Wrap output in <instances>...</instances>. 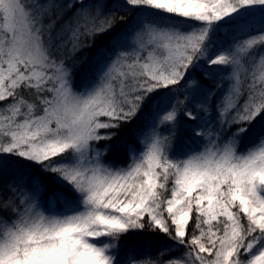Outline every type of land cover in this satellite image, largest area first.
Returning a JSON list of instances; mask_svg holds the SVG:
<instances>
[{
  "label": "snow or ice",
  "instance_id": "1",
  "mask_svg": "<svg viewBox=\"0 0 264 264\" xmlns=\"http://www.w3.org/2000/svg\"><path fill=\"white\" fill-rule=\"evenodd\" d=\"M0 264H264V0H0Z\"/></svg>",
  "mask_w": 264,
  "mask_h": 264
},
{
  "label": "trees",
  "instance_id": "2",
  "mask_svg": "<svg viewBox=\"0 0 264 264\" xmlns=\"http://www.w3.org/2000/svg\"><path fill=\"white\" fill-rule=\"evenodd\" d=\"M121 2H122V0H121ZM119 14H123V13H119ZM128 18L130 19L131 17H128ZM93 51H94V50H86V52H81V53H79L78 56L76 57V59H77L78 61L81 62V63L78 65L77 70L74 72V79H75V81H76L77 86H79V85L81 84L82 77L84 76V73H85V71H86L87 68H88V60L85 59V56L87 55V56L90 57V56L92 55V52H93ZM196 79H197L200 83L204 84L205 87H208V88H212V87H213V83H212V81H210V80H208V79H205V78L203 77V75L200 74V73H197V74H196ZM216 91H217V96H219L221 90H216ZM178 95H179V94H178ZM213 102H215V98H213ZM5 103H6V102H5ZM186 122H187V121H186ZM132 123L135 124V123H136L135 120H134ZM130 127H131V125H125V126H122V129H121V133H120V135L123 136V135L127 134L128 129H129ZM160 130H161V131H164L165 128L162 127ZM102 131H103V130H102ZM118 138H120V137H118ZM106 143H115V141H110V142L101 141L99 146L102 147V146H104V144H106ZM173 147H174V148L176 147V144H175V143L173 144ZM193 147H195V145H193ZM106 159H107V160H110V161H115L116 163L121 164V165H126V164L128 163V156H127L126 153H125V154H118V153H114V152H111V151H110V152L107 154ZM52 187L54 188L55 186H52ZM50 193H51V189H50V191H49L48 193H44L43 198H44V199H47V197H48V195H50ZM58 207H59V206H58ZM153 235H154V234H153ZM160 235H161V239H165V237L163 236V234H160ZM124 239H126V240L128 241L129 244L132 243V239H129V238H124Z\"/></svg>",
  "mask_w": 264,
  "mask_h": 264
}]
</instances>
